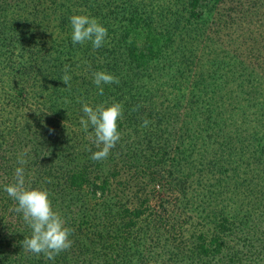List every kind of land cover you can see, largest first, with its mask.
<instances>
[{
  "label": "trees",
  "instance_id": "16d2710c",
  "mask_svg": "<svg viewBox=\"0 0 264 264\" xmlns=\"http://www.w3.org/2000/svg\"><path fill=\"white\" fill-rule=\"evenodd\" d=\"M74 14L107 28L101 48L72 43ZM96 71L119 83L100 95ZM78 100L123 104L103 161ZM25 149L74 230L54 260L23 250L3 190ZM152 261L264 264V0H0V264Z\"/></svg>",
  "mask_w": 264,
  "mask_h": 264
},
{
  "label": "clouds",
  "instance_id": "9594fccd",
  "mask_svg": "<svg viewBox=\"0 0 264 264\" xmlns=\"http://www.w3.org/2000/svg\"><path fill=\"white\" fill-rule=\"evenodd\" d=\"M69 21L72 30L71 41L74 45L91 42L93 49L104 45L108 30L97 18L88 14H74ZM61 80L70 87L68 66H65V74ZM93 83L99 89V94L103 95L102 85L118 84L119 78L107 71H96L93 73ZM78 102L82 103L83 113L80 124L83 130L89 133L88 138L97 149L92 152L90 158L93 161H103L121 140L118 122L123 118V104L113 101L91 106L87 102ZM139 107L140 105H137L133 111H138ZM150 123L151 121L144 118L141 127L147 128ZM88 151H91V148ZM27 156V149L18 155L19 166L14 170L13 180L6 184L3 190L16 202V207L10 211L22 214L24 223L31 230L30 236L24 237L22 241L23 250L37 256L43 254L46 259L54 260L57 255L72 247L73 240L70 237L74 230L67 226L63 214L54 208L49 190L43 185L32 187L26 182L24 166L28 163ZM96 195L99 198L102 193L97 192ZM150 264L159 262L152 261Z\"/></svg>",
  "mask_w": 264,
  "mask_h": 264
},
{
  "label": "rangeland",
  "instance_id": "374dc122",
  "mask_svg": "<svg viewBox=\"0 0 264 264\" xmlns=\"http://www.w3.org/2000/svg\"><path fill=\"white\" fill-rule=\"evenodd\" d=\"M136 185H138V184H137L136 182H134V187H135V188L132 190V192L135 191V189H136ZM136 190H137V189H136ZM162 195H163V193H162ZM158 196H159V195H158ZM152 203H153V204L156 203V199H155V198L152 199Z\"/></svg>",
  "mask_w": 264,
  "mask_h": 264
}]
</instances>
